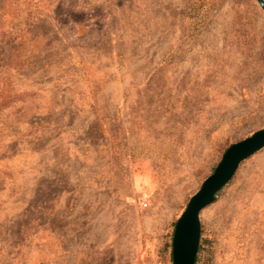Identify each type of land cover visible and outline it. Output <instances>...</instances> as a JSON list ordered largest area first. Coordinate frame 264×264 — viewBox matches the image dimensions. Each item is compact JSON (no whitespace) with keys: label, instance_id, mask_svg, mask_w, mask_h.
<instances>
[{"label":"rangeland","instance_id":"obj_1","mask_svg":"<svg viewBox=\"0 0 264 264\" xmlns=\"http://www.w3.org/2000/svg\"><path fill=\"white\" fill-rule=\"evenodd\" d=\"M263 127L256 0H0V264H172L188 199ZM199 223L194 264H264V146Z\"/></svg>","mask_w":264,"mask_h":264},{"label":"water","instance_id":"obj_2","mask_svg":"<svg viewBox=\"0 0 264 264\" xmlns=\"http://www.w3.org/2000/svg\"><path fill=\"white\" fill-rule=\"evenodd\" d=\"M256 1L264 11V0ZM263 146L264 127L225 148L213 171L188 199L176 219L171 242L172 264L195 263L200 236V210L214 200L216 192L231 178L240 161Z\"/></svg>","mask_w":264,"mask_h":264},{"label":"trees","instance_id":"obj_3","mask_svg":"<svg viewBox=\"0 0 264 264\" xmlns=\"http://www.w3.org/2000/svg\"><path fill=\"white\" fill-rule=\"evenodd\" d=\"M196 261H197V254H196V257H195V263H196Z\"/></svg>","mask_w":264,"mask_h":264}]
</instances>
